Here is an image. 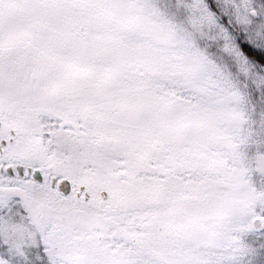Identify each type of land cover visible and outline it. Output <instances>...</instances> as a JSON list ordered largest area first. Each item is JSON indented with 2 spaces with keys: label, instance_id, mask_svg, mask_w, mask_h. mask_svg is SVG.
Listing matches in <instances>:
<instances>
[{
  "label": "snow or ice",
  "instance_id": "6c2138e0",
  "mask_svg": "<svg viewBox=\"0 0 264 264\" xmlns=\"http://www.w3.org/2000/svg\"><path fill=\"white\" fill-rule=\"evenodd\" d=\"M0 264H264V0H0Z\"/></svg>",
  "mask_w": 264,
  "mask_h": 264
}]
</instances>
